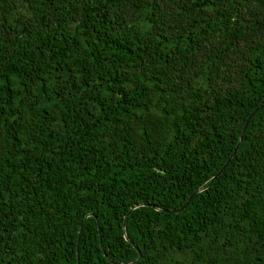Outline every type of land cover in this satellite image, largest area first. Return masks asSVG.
<instances>
[{"label":"trees","instance_id":"obj_1","mask_svg":"<svg viewBox=\"0 0 264 264\" xmlns=\"http://www.w3.org/2000/svg\"><path fill=\"white\" fill-rule=\"evenodd\" d=\"M0 264H264V0H0Z\"/></svg>","mask_w":264,"mask_h":264},{"label":"water","instance_id":"obj_2","mask_svg":"<svg viewBox=\"0 0 264 264\" xmlns=\"http://www.w3.org/2000/svg\"><path fill=\"white\" fill-rule=\"evenodd\" d=\"M246 124H247V121H246L245 124H244L243 130H244ZM243 130H242V131H243ZM240 137H241V135H240ZM226 163H227V162H226ZM226 163L223 165V167L221 168V170L225 167ZM221 170H220V171H221Z\"/></svg>","mask_w":264,"mask_h":264}]
</instances>
